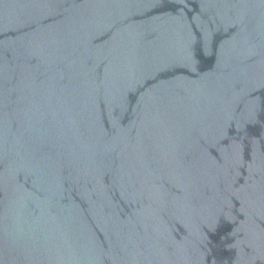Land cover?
Returning <instances> with one entry per match:
<instances>
[{
  "label": "water",
  "instance_id": "95a60500",
  "mask_svg": "<svg viewBox=\"0 0 264 264\" xmlns=\"http://www.w3.org/2000/svg\"><path fill=\"white\" fill-rule=\"evenodd\" d=\"M0 264H264V0H0Z\"/></svg>",
  "mask_w": 264,
  "mask_h": 264
}]
</instances>
